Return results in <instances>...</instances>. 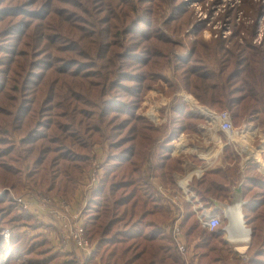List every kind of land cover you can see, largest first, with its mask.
Masks as SVG:
<instances>
[{"label": "trees", "instance_id": "obj_1", "mask_svg": "<svg viewBox=\"0 0 264 264\" xmlns=\"http://www.w3.org/2000/svg\"><path fill=\"white\" fill-rule=\"evenodd\" d=\"M54 1L41 0L39 5L44 7ZM37 2L38 0H32L29 2L31 5L28 3L27 6ZM84 3L94 5V0H85ZM118 3V0H110L116 14L104 21L94 17L96 27L80 36L84 39L89 37L92 44L105 39L100 59L105 61L104 69H117L109 70L106 73L109 79L96 85L103 87L102 92L100 91L99 111L93 109L96 99H83L87 108L80 112L83 118L78 124L87 134V159H77L75 163L65 167L52 162L49 167L55 173L45 175L49 180L47 190L52 194L69 196L83 170L91 164L92 143L100 139L102 142L98 145L106 152L105 160L101 163L99 183L90 190L85 207L86 232L94 247L91 263L98 260L96 264H183L175 240L166 231L173 218L171 216V220L167 221L170 217L169 203L160 192L159 184L155 186L152 180V176H158L164 182L161 185L166 190L181 195L185 208L182 228L189 243L198 249L203 264H246L240 256H229L233 251L224 238V230L211 231L201 224L194 203L182 196V189L178 185L177 175L186 173L187 167L184 165V156L173 154L175 137L183 131H198L200 123L206 121V116L201 111L194 110L183 99H174L172 105L161 110L166 119L162 123H155L149 119L146 111H141L144 99L102 97L112 83V77L124 69L122 61L126 59L125 55L116 52L109 57L112 48L120 47L125 52H133L126 53L131 55V59H137L136 54L144 53L148 57L142 63V67L147 69L145 80L153 82L157 81L151 75L162 74L169 60V55L152 54L147 46L152 41V36L133 39L138 41L136 45L124 47L125 41L135 36L136 27L144 22L148 10L143 7L146 3L144 0H129L121 9H118ZM80 7L83 5L77 6ZM3 11L8 12L6 15L17 18L22 16V13H10L8 8ZM27 20L34 18L28 17L24 21L5 24L6 27L1 32H5V36H11L16 27L20 23L27 24ZM0 22L4 20L1 19ZM33 25L34 22L27 24V30ZM36 32L35 28L27 37L34 38ZM61 40L59 32L52 37V44L57 45V53L62 51L63 58L56 55L50 66L57 70L63 65L66 69L63 74H69L68 69L73 70L79 66V70L73 75V83L83 88V82L76 79L91 78L93 73L81 76V72L95 70L97 63L87 65L84 62L91 54L88 48L60 49ZM12 54L17 57L16 50ZM43 54L44 51L40 55ZM195 56L198 57L193 59ZM158 58L167 61L161 62ZM15 62L17 68L10 79L5 105H0V116L3 114L13 117L16 131L25 132L21 143L27 146V160L34 155V146L39 139L49 140L51 144L43 147L34 159V166L38 169L44 166L46 154L62 152L66 148V145H60V149L53 150L52 144L66 142L74 136L71 133L73 121L69 114L65 112L59 115L54 111L73 100L80 102L82 99H55L59 79L52 85V95L44 97L41 86L46 75H36L38 80H35L33 75H28L25 59L10 60V64ZM43 63L45 59H40L39 64ZM176 65L181 80L170 83L166 89L175 93L185 87L199 99L201 105L214 111L229 110L237 124L247 115L259 116L260 126L264 130V48L251 43L243 45L239 41L228 45L225 39L198 41L193 45V53L184 59H177ZM9 71H12L11 67ZM125 79L130 78H124L122 82ZM116 87L110 86L111 89ZM145 90L148 87H140L135 94H143ZM166 108L169 112L164 110ZM13 146L0 154V157L11 154L17 143L14 142ZM237 155L240 156L234 143L227 144L223 149L222 159L229 162L225 166L209 168L201 177H194L190 186L201 201L210 206L209 196L226 200L231 196V184L244 179L248 203L243 208V213L253 232L250 249L253 246L254 252L250 255V264H264V179L257 172L256 162H249L243 169ZM35 176L36 174L30 177ZM2 214L0 212V217ZM29 215L34 220L33 215ZM12 218H15V223L24 220L20 215H13ZM14 239V244L24 253H34L37 245L42 242L38 236L24 237L22 234H17ZM4 257L8 259L9 255L4 253Z\"/></svg>", "mask_w": 264, "mask_h": 264}, {"label": "rangeland", "instance_id": "obj_2", "mask_svg": "<svg viewBox=\"0 0 264 264\" xmlns=\"http://www.w3.org/2000/svg\"><path fill=\"white\" fill-rule=\"evenodd\" d=\"M30 1L32 0H0V20H4V22H0V105H5V99H7L10 89V79L17 68V63L10 64V60L12 62L18 59H25L28 75H33V79L38 80L36 75H46L41 86L44 97L52 95V85L55 80L59 79L58 89L54 94L55 99H82V101L73 100L54 111L59 115L65 112L69 114L71 121H73L71 133L74 136L66 142L52 144L53 150L60 149V145H66V148L62 152L54 151L46 154L47 160L44 166H40L38 169L34 166V159L43 147L51 144L49 140L39 139L34 146V155L27 160L25 158L27 146L21 143L25 132L16 131L13 117L3 114L0 116V154L14 147V142L17 143L11 154L0 157V212L3 213L0 217V264H96L98 260L91 263L90 258L93 255L87 260L85 256L76 251H68L62 248L54 228L45 231L46 227H41V224L29 215L30 213L21 208L17 198L29 192L54 195L47 190L49 180L45 177L46 174L54 175L55 173L54 169H50V164L58 162L62 167H65L75 163L77 159H87V134L78 124L83 118L80 112L87 108L83 99H96L93 102V109L99 111L100 91L102 92L103 87L96 85L105 79L108 80L106 73L116 68L104 69L105 61L100 59L104 51L105 39L98 40V44H92L89 37L84 39L80 36L88 31H93L96 27L93 22L94 17L104 21L109 16L115 15L116 10L112 8L110 0H94V5L84 3L85 0H55L53 4L50 3L44 7L39 5L41 0L32 6H27ZM118 1L117 7L121 9L123 4L129 0ZM144 1L146 3L143 7L148 10V15H146L144 22L136 27L135 36L125 41L124 47L129 44L136 45L138 41L133 39L152 36V41L147 44L152 50V54L169 55V60L162 74L151 75V78L157 81L153 82L145 80L147 69L142 67V63L148 57L144 53H138L136 54L138 55L137 59H131V55H126V53L132 54L133 52H125L124 48L120 47L112 48L109 57L116 52H121L126 59L122 61L124 69L118 71L117 76L112 77V83L109 84L106 93L102 94L103 99H144L141 104V111H146L147 116L149 111L151 116L156 119L155 123H162L166 119L161 114L163 108L169 107V104L172 105L174 99H183L194 110L201 111L206 116V121L203 123H207L218 133L223 141L221 146L225 144V141L227 144L234 143L241 156L237 155L241 166L245 167L248 164H245L246 158L243 155H249L251 162H256L254 164H256L257 172L264 179V130L260 126L259 116L247 115L240 124L234 121L235 130L229 133L224 132L220 130L218 122L209 120V114L211 115V111L214 110L201 105L199 99L185 87L175 93L166 89L170 83H178L181 80V74L177 71V59L189 57L193 53V45L198 41L208 40L212 42L214 39H225L228 45L239 41L243 45L251 43L264 48V0ZM80 4L83 7L77 8ZM6 8L10 9V13H22V16L17 18L6 15L8 12L3 11ZM28 17L34 18V20H27V24L34 22L30 29L27 30V24L20 23L11 36H5V32H1L5 29V24L24 21ZM35 28L37 29L35 37L29 39L27 36ZM56 32H59L62 38L59 43L60 49L69 47L77 50L84 48L91 50V54L84 59V62L87 65L96 62L97 65L95 70L81 72V76L93 73L91 78L76 79L83 82V88L77 87L73 83V75L79 70V66L73 70L68 69L69 74H63V71L66 70L63 65H60L57 70L50 66L56 55L61 59L63 58L62 51L57 53V45L52 44V37ZM14 50L17 51L16 58L12 54ZM42 51L44 54L41 56ZM197 57L195 56L193 59ZM40 59H45V63L40 65ZM158 60L167 61L164 58H158ZM10 67L12 68L11 72L9 71ZM211 67L214 66L211 65ZM124 78L130 79H125L122 82ZM111 85L117 87L111 89ZM4 86L6 89H3ZM143 86L148 87V90L140 95L135 94ZM190 97L196 99L198 103L187 101ZM155 105H159V109H156ZM164 110L169 112L167 108ZM60 119L64 122L67 121ZM95 141L98 143L95 142L96 144L92 143L91 145L93 146L91 164L83 170L74 189L70 191V195H75L79 190L87 189V170L95 163L101 164V161L105 159L106 152L102 146L98 145L102 141L100 139ZM242 143L250 145L251 151L245 150V146L241 145ZM34 174H36L35 178L30 177ZM85 213L87 218V211ZM13 215H20L24 219L23 222L15 223V218H12ZM223 219L224 227L228 220H225L226 217ZM247 228L250 237L243 242L247 248H240L245 251L243 254L239 253V248H237L241 243L227 236L226 231L224 238L230 243L233 251L229 253V256H240L244 263L250 264V255L254 252L253 246L250 249L253 232L249 225ZM17 234H22L24 237L38 236L42 242L37 245L34 253L30 251L24 253L14 244V237ZM4 253L9 255L8 259L4 257Z\"/></svg>", "mask_w": 264, "mask_h": 264}, {"label": "built area", "instance_id": "obj_3", "mask_svg": "<svg viewBox=\"0 0 264 264\" xmlns=\"http://www.w3.org/2000/svg\"><path fill=\"white\" fill-rule=\"evenodd\" d=\"M197 103L198 101L196 100L195 104ZM155 107L159 109V105H155ZM148 116L154 122L156 121L149 111ZM209 116L219 123L220 130L224 132L229 133L236 129L233 116L229 110L211 111V115L209 114ZM176 140L177 145L182 147L184 137L178 136ZM241 145L246 146L247 144L242 143ZM246 160H250L249 162H251V157H247ZM100 171L101 164L95 163L90 167L87 170V189L84 191L79 190L75 195H45L40 192H29L17 198L21 208L25 212L32 214L37 222L41 224V227H46L45 231L49 228H54L59 245L62 248L68 251H76L85 256L87 260L94 254V247L86 232L87 218L85 207L90 190L99 183ZM198 175L202 176L203 173L198 172ZM178 183L182 189V196L187 201L194 203L197 217L203 226L209 228L211 231H217L220 227H223V218L225 217L222 213H214V208L210 209L207 203L201 201L199 195L191 189L190 183L186 182L184 178H181ZM159 190L163 194L165 201L171 205L173 220L166 227V231L175 240L182 256L183 264H200L195 247L189 243L182 228L185 208L181 195L166 190L161 184H159ZM85 194L87 195L84 196ZM226 218L228 221H231V217L228 214ZM228 231H231V229L229 228ZM243 248H247V246ZM244 252L242 250L241 254Z\"/></svg>", "mask_w": 264, "mask_h": 264}, {"label": "crops", "instance_id": "obj_4", "mask_svg": "<svg viewBox=\"0 0 264 264\" xmlns=\"http://www.w3.org/2000/svg\"><path fill=\"white\" fill-rule=\"evenodd\" d=\"M209 120L211 122H215L214 119L209 116ZM183 136L184 141L182 144V147L177 145L176 137ZM175 137V148L173 151L174 155L178 156H184V165L187 167V172L182 175H177L178 181L181 178H184L186 182H189L191 184V181L194 177H201L198 175V172L205 174V172L209 168H213L216 166H225L227 162L224 158L222 159L223 155V149L227 145V142L225 141V144L221 146L223 141L218 136V133L214 131L207 123H200V128L198 131H183L179 135ZM244 158L250 157L249 155L245 156ZM250 160H245V164L248 163ZM246 167V166H245ZM245 167L242 166L244 169ZM102 170L100 171V173ZM152 180L157 186L158 184L164 183L162 179L158 176H152ZM181 184V182H180ZM179 185V183H178ZM182 185V184H181ZM191 187V186H190ZM192 189V188H191ZM193 190V189H192ZM194 191V190H193ZM195 192V191H194ZM196 193V192H195ZM197 194V193H196ZM54 195H60V194H54ZM198 195V194H197ZM231 198V196H230ZM230 198L226 199L229 200ZM170 210V217L167 221L171 220V207L169 204ZM208 206V205H207ZM210 209L214 208L213 205L209 206ZM219 213V212H218ZM220 213L223 214L224 217L227 216L226 213L223 211H220ZM244 213L242 214V220L244 227L247 228L248 224L245 222V218H243ZM231 229V231H228V229ZM239 226L237 225H231V221H228L227 225L224 227H220L219 231H226V235L230 236L229 234L232 232V230L238 229ZM168 233V232H167ZM237 242L241 243L237 247H246L243 242L246 240H236ZM198 260L200 264H203V262L200 260V254L197 248H195ZM239 253H242V250H238Z\"/></svg>", "mask_w": 264, "mask_h": 264}, {"label": "water", "instance_id": "obj_5", "mask_svg": "<svg viewBox=\"0 0 264 264\" xmlns=\"http://www.w3.org/2000/svg\"><path fill=\"white\" fill-rule=\"evenodd\" d=\"M244 179L241 178L238 183H232L230 186L231 198L229 200H223L214 196H209L210 205L214 207V213L223 211L228 214L232 210H240L243 214V208L248 203V199L245 197L244 192Z\"/></svg>", "mask_w": 264, "mask_h": 264}, {"label": "bare ground", "instance_id": "obj_6", "mask_svg": "<svg viewBox=\"0 0 264 264\" xmlns=\"http://www.w3.org/2000/svg\"><path fill=\"white\" fill-rule=\"evenodd\" d=\"M189 100L194 102V103L196 102V99H192L191 97ZM245 150H250V145H246ZM229 216L231 217V225L239 226L238 229H236L235 231H232L229 234L230 237L232 239H235V240L240 239V240H246L247 241L250 237L249 232H248L249 229L244 227L241 211L240 210H232L229 213Z\"/></svg>", "mask_w": 264, "mask_h": 264}]
</instances>
